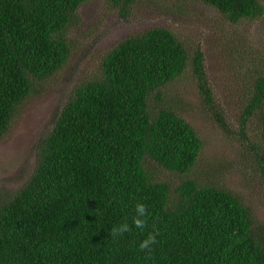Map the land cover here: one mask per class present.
Instances as JSON below:
<instances>
[{
	"label": "trees",
	"instance_id": "1",
	"mask_svg": "<svg viewBox=\"0 0 264 264\" xmlns=\"http://www.w3.org/2000/svg\"><path fill=\"white\" fill-rule=\"evenodd\" d=\"M87 1L0 0V139L67 63ZM107 1L127 21L139 0ZM194 1L232 24L264 13L258 0ZM189 48L166 27L130 35L74 87L27 182L0 196V264H264V234L237 193L195 178L172 187L152 173L187 175L202 148L160 93L191 69L215 106L203 54ZM254 73L242 132L252 112L264 133V72Z\"/></svg>",
	"mask_w": 264,
	"mask_h": 264
},
{
	"label": "rangeland",
	"instance_id": "2",
	"mask_svg": "<svg viewBox=\"0 0 264 264\" xmlns=\"http://www.w3.org/2000/svg\"><path fill=\"white\" fill-rule=\"evenodd\" d=\"M264 7V0H258ZM166 27L189 48H199L215 106L204 103L191 69L161 93L202 142L192 171L181 175L151 166L153 175L177 187L195 178L202 185H218L237 193L264 234V133L252 118L242 132V112L249 107L254 72H264V13L229 23L212 8L194 0H139L127 21L107 0H88L77 12L68 32L71 51L55 79L40 95L19 109L9 131L0 139V196L13 195L29 179L37 161V144L51 130L56 113L79 83L100 74L106 53L124 38ZM155 97L152 107H155ZM224 121L226 126L220 124ZM247 127V128H246ZM263 167V168H262Z\"/></svg>",
	"mask_w": 264,
	"mask_h": 264
}]
</instances>
